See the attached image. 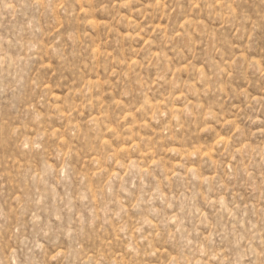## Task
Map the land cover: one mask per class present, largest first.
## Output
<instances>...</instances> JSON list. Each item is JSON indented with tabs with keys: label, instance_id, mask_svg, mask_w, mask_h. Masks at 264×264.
Here are the masks:
<instances>
[{
	"label": "rangeland",
	"instance_id": "374dc122",
	"mask_svg": "<svg viewBox=\"0 0 264 264\" xmlns=\"http://www.w3.org/2000/svg\"><path fill=\"white\" fill-rule=\"evenodd\" d=\"M0 264H264V0H0Z\"/></svg>",
	"mask_w": 264,
	"mask_h": 264
}]
</instances>
